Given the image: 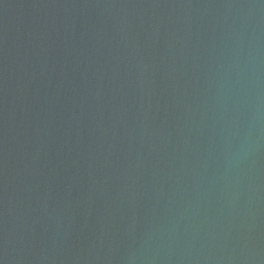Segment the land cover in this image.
<instances>
[{
	"label": "water",
	"instance_id": "95a60500",
	"mask_svg": "<svg viewBox=\"0 0 264 264\" xmlns=\"http://www.w3.org/2000/svg\"><path fill=\"white\" fill-rule=\"evenodd\" d=\"M0 264H264V0H0Z\"/></svg>",
	"mask_w": 264,
	"mask_h": 264
}]
</instances>
